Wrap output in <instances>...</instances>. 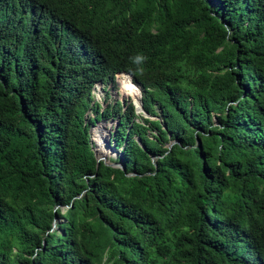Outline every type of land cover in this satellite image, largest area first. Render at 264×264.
<instances>
[{"label": "trees", "instance_id": "obj_1", "mask_svg": "<svg viewBox=\"0 0 264 264\" xmlns=\"http://www.w3.org/2000/svg\"><path fill=\"white\" fill-rule=\"evenodd\" d=\"M0 264H264V0H0Z\"/></svg>", "mask_w": 264, "mask_h": 264}, {"label": "rangeland", "instance_id": "obj_2", "mask_svg": "<svg viewBox=\"0 0 264 264\" xmlns=\"http://www.w3.org/2000/svg\"><path fill=\"white\" fill-rule=\"evenodd\" d=\"M118 81L120 83H117V80L115 79L114 84L111 83V85L109 83H107L106 88L103 89L104 91H96L95 93V98L98 100V102H100V106L101 108L105 106V103L107 102H103L102 100L103 98H105L106 101L112 103L115 101H119L121 104H125V102H131L134 108V112L136 114H138L141 117H147V115L145 114L144 111H141L137 105L136 100L138 99V92L137 89L135 88V86L131 83L129 78L126 77H119ZM129 84L131 85V89H128L127 87L129 86ZM140 92V89H139ZM141 96V94H140ZM135 100L136 103H134L131 99ZM91 114V113H90ZM92 115V114H91ZM149 118H155L152 116H149ZM113 119H99L97 120L95 123L89 125L88 131H89V139L90 142L92 144V149L99 155H103L105 161L107 162H111V163H115L113 162V160L115 159V157L117 156L118 152H119V148L115 149L111 142H110V133L111 130L113 129ZM94 127H99V128H103V130H101L102 132L105 131L103 133V138L102 141H99V144L95 143V139H94V132L93 129ZM105 134V137H104ZM106 145H105V143ZM97 146L99 148H97ZM153 160V159H152Z\"/></svg>", "mask_w": 264, "mask_h": 264}, {"label": "water", "instance_id": "obj_3", "mask_svg": "<svg viewBox=\"0 0 264 264\" xmlns=\"http://www.w3.org/2000/svg\"><path fill=\"white\" fill-rule=\"evenodd\" d=\"M138 90H139V89H138ZM137 105H138L139 109H140L141 111H143V110H142V107H141L140 92H139V97H138V100H137ZM115 125H116V124H115ZM115 125H114V126H115ZM174 142H176V141H175V140H169V141L166 143V146H167V147H170L171 144L174 143ZM92 151H93V155H94V158H95V161H96V162H98L99 160H101V161H103L105 164H108V165H110V166L121 167L122 169L124 168L121 159H119V161L116 162V163L107 162V161H105L103 155L100 156L99 154H97V151L95 152L93 149H92ZM151 159H153V156H151Z\"/></svg>", "mask_w": 264, "mask_h": 264}, {"label": "clouds", "instance_id": "obj_4", "mask_svg": "<svg viewBox=\"0 0 264 264\" xmlns=\"http://www.w3.org/2000/svg\"><path fill=\"white\" fill-rule=\"evenodd\" d=\"M120 73L126 74V75L129 77L130 81H131V82H132V83H133L138 89H140L139 86H138L135 82L132 81V78H131L130 74L127 73V72H119V73H116V74H115V77H114V81H115L117 75H119ZM114 81H113V82H110L109 84H110V85H111V83L114 84ZM106 85H107V84L104 85V84H102V83L99 82V81L96 82V83H94V87H93V90H92V95L94 96L95 93H96V91H98V90H100L101 92L104 91L103 89L106 88ZM140 94H141V91H140ZM105 98H106V97H105ZM105 98H103L102 103L105 101ZM93 99L96 100V101L98 102V100L95 98V96L93 97ZM92 102H93V101H92ZM98 103L100 104V102H98Z\"/></svg>", "mask_w": 264, "mask_h": 264}, {"label": "bare ground", "instance_id": "obj_5", "mask_svg": "<svg viewBox=\"0 0 264 264\" xmlns=\"http://www.w3.org/2000/svg\"><path fill=\"white\" fill-rule=\"evenodd\" d=\"M121 76H127L126 74H123V73H121V74H119V75H117V77H116V80H117V83H119V81H118V78L119 77H121ZM129 78V77H128ZM132 83V82H131ZM133 84V83H132ZM119 85H120V83H119ZM134 85V84H133ZM135 86V85H134ZM128 89H131L130 87H127ZM135 88L137 89V92H138V96H139V90H138V88L135 86ZM133 98V97H132ZM134 100V99H133ZM138 100V99H137ZM137 100H136V102H137ZM134 103H136L135 102V100L133 101ZM101 156V155H100Z\"/></svg>", "mask_w": 264, "mask_h": 264}]
</instances>
